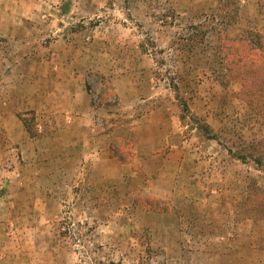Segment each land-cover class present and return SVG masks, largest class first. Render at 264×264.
<instances>
[{
  "label": "rangeland",
  "instance_id": "374dc122",
  "mask_svg": "<svg viewBox=\"0 0 264 264\" xmlns=\"http://www.w3.org/2000/svg\"><path fill=\"white\" fill-rule=\"evenodd\" d=\"M263 48L264 0H0V264H264Z\"/></svg>",
  "mask_w": 264,
  "mask_h": 264
},
{
  "label": "trees",
  "instance_id": "16d2710c",
  "mask_svg": "<svg viewBox=\"0 0 264 264\" xmlns=\"http://www.w3.org/2000/svg\"><path fill=\"white\" fill-rule=\"evenodd\" d=\"M192 35H194V34H192ZM263 50H264V48H263ZM238 62H240V61L238 60ZM240 64H241V66H242L243 63L241 62ZM237 67H238V65H236L235 74L238 76V73H237V71H238V70H237ZM239 75H240V73H239ZM261 113H262V112H261Z\"/></svg>",
  "mask_w": 264,
  "mask_h": 264
}]
</instances>
